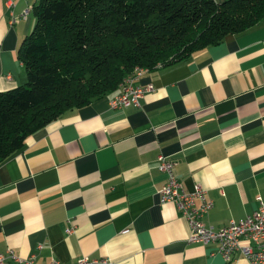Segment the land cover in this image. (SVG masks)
I'll return each instance as SVG.
<instances>
[{
	"label": "crops",
	"instance_id": "1",
	"mask_svg": "<svg viewBox=\"0 0 264 264\" xmlns=\"http://www.w3.org/2000/svg\"><path fill=\"white\" fill-rule=\"evenodd\" d=\"M35 2L14 0L15 14L31 9L9 24L0 0V90L25 79L15 51ZM147 82L139 106L108 107L115 92L94 98L0 162V253L32 264H248L238 251L225 262L215 244L186 242L174 203L159 202L165 175L155 158L174 160L185 191L205 190L212 205L202 221L214 229L264 200V19L149 68L138 78Z\"/></svg>",
	"mask_w": 264,
	"mask_h": 264
},
{
	"label": "trees",
	"instance_id": "2",
	"mask_svg": "<svg viewBox=\"0 0 264 264\" xmlns=\"http://www.w3.org/2000/svg\"><path fill=\"white\" fill-rule=\"evenodd\" d=\"M17 47L23 82L0 90V162L34 131L264 19V0H36Z\"/></svg>",
	"mask_w": 264,
	"mask_h": 264
},
{
	"label": "built area",
	"instance_id": "3",
	"mask_svg": "<svg viewBox=\"0 0 264 264\" xmlns=\"http://www.w3.org/2000/svg\"><path fill=\"white\" fill-rule=\"evenodd\" d=\"M13 2L14 0H3L9 24L13 23L18 16L25 17L31 9L27 5L19 14H15L12 11ZM148 69L138 64L133 65L131 70L118 82V90L107 99L108 107L139 106L143 93L152 88L149 82L138 83L140 75ZM155 161L157 170L165 175L163 184L157 189L159 202L174 203L187 224V243H213L216 248L215 252L225 262L231 260L233 253L238 251L248 264H264V200L260 196L256 197L257 206L251 213L237 220L229 219L226 225L214 229L202 221L203 215L212 205L205 190L195 185L192 191H185L172 172L174 160L157 154ZM66 231L69 233L71 229L68 227ZM7 260L13 264H32L30 258L22 259L9 248L0 253V264H5ZM102 262L103 260L80 256L71 264H100ZM47 264L63 263L50 260Z\"/></svg>",
	"mask_w": 264,
	"mask_h": 264
},
{
	"label": "rangeland",
	"instance_id": "4",
	"mask_svg": "<svg viewBox=\"0 0 264 264\" xmlns=\"http://www.w3.org/2000/svg\"><path fill=\"white\" fill-rule=\"evenodd\" d=\"M139 65V64H138ZM141 66H144V65H141ZM144 67H147V66H144Z\"/></svg>",
	"mask_w": 264,
	"mask_h": 264
}]
</instances>
